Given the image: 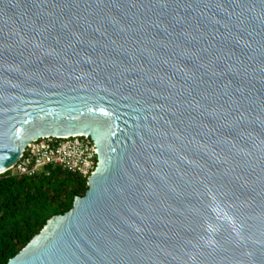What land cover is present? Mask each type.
<instances>
[{"label": "water", "instance_id": "95a60500", "mask_svg": "<svg viewBox=\"0 0 264 264\" xmlns=\"http://www.w3.org/2000/svg\"><path fill=\"white\" fill-rule=\"evenodd\" d=\"M77 135L86 194L8 264H264V0H0V174Z\"/></svg>", "mask_w": 264, "mask_h": 264}, {"label": "trees", "instance_id": "16d2710c", "mask_svg": "<svg viewBox=\"0 0 264 264\" xmlns=\"http://www.w3.org/2000/svg\"><path fill=\"white\" fill-rule=\"evenodd\" d=\"M35 176L0 174V264H8L55 215L84 196L88 178L61 168Z\"/></svg>", "mask_w": 264, "mask_h": 264}, {"label": "built area", "instance_id": "2783aa9c", "mask_svg": "<svg viewBox=\"0 0 264 264\" xmlns=\"http://www.w3.org/2000/svg\"><path fill=\"white\" fill-rule=\"evenodd\" d=\"M97 164V147L91 137H45L29 143L9 171L20 176H35L41 172L49 174L51 168H61L89 178Z\"/></svg>", "mask_w": 264, "mask_h": 264}]
</instances>
